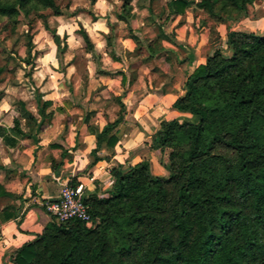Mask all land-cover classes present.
<instances>
[{
    "label": "trees",
    "instance_id": "16d2710c",
    "mask_svg": "<svg viewBox=\"0 0 264 264\" xmlns=\"http://www.w3.org/2000/svg\"><path fill=\"white\" fill-rule=\"evenodd\" d=\"M120 1L117 17L129 22L134 0ZM192 1L168 0V16L186 14ZM258 1L196 0L209 19L229 24L230 53L215 48L186 78L174 107L196 120L163 119L152 135L151 148L168 150V175L154 174L148 159L113 167L112 188L85 197L91 226L53 219L18 249L13 264H264V34L233 28ZM47 10L64 14L57 0H0V18L36 13L46 23ZM80 12L95 18L79 7L70 15ZM83 28L78 33L95 52ZM46 29L59 42L55 30ZM167 37L160 29L137 47L154 55ZM5 69L0 61V81ZM36 103L42 114L50 104ZM120 104L116 120L96 133V161L104 143L114 148L118 141L112 131L123 121Z\"/></svg>",
    "mask_w": 264,
    "mask_h": 264
},
{
    "label": "crops",
    "instance_id": "0c3cea01",
    "mask_svg": "<svg viewBox=\"0 0 264 264\" xmlns=\"http://www.w3.org/2000/svg\"><path fill=\"white\" fill-rule=\"evenodd\" d=\"M140 1L145 2L133 1L129 22L115 18L123 28H108L107 14L120 0H96L90 9H98L97 18L88 12L54 15L61 21L51 28L59 42L46 28H26L31 53L26 47L23 60L12 57L5 64L14 79L3 73L0 81V191L8 193L0 194V264H13L18 249L54 219L45 203L72 181L86 196L105 195L115 181L113 167L143 159L150 160L154 174L168 175V150L151 148V137L163 119L196 120L174 102L184 95L186 78L215 48L230 53V27L188 9L170 16V28H140V15L149 12ZM79 25L95 52L86 48ZM242 26L264 34V0L233 28ZM160 29L169 35L161 41L163 49L143 56L137 40L146 45ZM36 99L40 106L50 102L43 114ZM120 102L123 121L112 131L118 141L114 148L104 143L96 161V133L116 120Z\"/></svg>",
    "mask_w": 264,
    "mask_h": 264
},
{
    "label": "rangeland",
    "instance_id": "374dc122",
    "mask_svg": "<svg viewBox=\"0 0 264 264\" xmlns=\"http://www.w3.org/2000/svg\"><path fill=\"white\" fill-rule=\"evenodd\" d=\"M58 4L60 5L61 9L64 11V16L67 17L70 15V12L75 10L77 7L84 8L86 10L91 11L92 3L89 0H57ZM168 0H145V2L140 3L144 4L148 7L150 2H153L152 10L148 13H145L143 16L140 15V21H143L140 28H170V16H168V11L166 10ZM196 0L192 1L191 8L189 9L190 12L195 16H198V10L194 6ZM118 5L120 3H115V7L112 12H115V16H111V13H108L107 16L109 18L108 21V28H123V23H119L115 20L117 17L118 12ZM50 14V11H45ZM95 12H98V9H95ZM95 12H92L95 15ZM205 14V13H204ZM206 15V14H205ZM54 15H48L46 18V23L42 18L38 16V14L33 13L30 17H25L22 13L17 16L15 20H12L8 17H1L0 18V60L3 64H9L11 62L12 57L20 62L26 56V47H27V33L25 32L26 28H46V24L49 28H56L57 25L61 23L59 20L53 17ZM203 17H200L199 22L204 20L205 16L202 14ZM95 18H97L95 16ZM53 20V21H52ZM185 19H181L179 22L183 23ZM133 22V21H132ZM131 24H134V22ZM136 24V23H135ZM139 24V23H138ZM73 25L76 26V22H73ZM80 26V25H79ZM136 26V25H135ZM10 28H16L14 31ZM80 28V27H79ZM130 28V25H129ZM134 28V27H131ZM139 28V27H135ZM141 51V50H140ZM143 56L145 52H142ZM10 67V65H9ZM7 66V68H9ZM29 68V67H28ZM27 70V69H26ZM22 72V71H20ZM27 73V72H26ZM4 78H13L12 71L9 69H5ZM3 85V84H2Z\"/></svg>",
    "mask_w": 264,
    "mask_h": 264
},
{
    "label": "built area",
    "instance_id": "2783aa9c",
    "mask_svg": "<svg viewBox=\"0 0 264 264\" xmlns=\"http://www.w3.org/2000/svg\"><path fill=\"white\" fill-rule=\"evenodd\" d=\"M85 197L81 186L68 184L63 188L58 198L46 202L45 206L58 222L79 219L91 226L93 219Z\"/></svg>",
    "mask_w": 264,
    "mask_h": 264
}]
</instances>
